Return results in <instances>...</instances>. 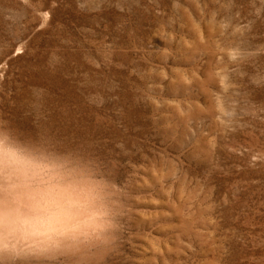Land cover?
Instances as JSON below:
<instances>
[{"label":"rangeland","instance_id":"obj_1","mask_svg":"<svg viewBox=\"0 0 264 264\" xmlns=\"http://www.w3.org/2000/svg\"><path fill=\"white\" fill-rule=\"evenodd\" d=\"M0 120L121 184L105 264H264V0H0Z\"/></svg>","mask_w":264,"mask_h":264},{"label":"clouds","instance_id":"obj_2","mask_svg":"<svg viewBox=\"0 0 264 264\" xmlns=\"http://www.w3.org/2000/svg\"><path fill=\"white\" fill-rule=\"evenodd\" d=\"M125 207L88 148L0 120V264H105Z\"/></svg>","mask_w":264,"mask_h":264}]
</instances>
